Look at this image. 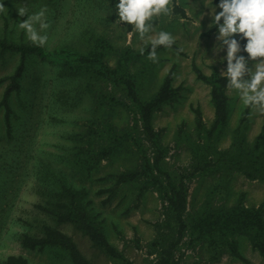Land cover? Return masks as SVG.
<instances>
[{"label": "rangeland", "instance_id": "rangeland-1", "mask_svg": "<svg viewBox=\"0 0 264 264\" xmlns=\"http://www.w3.org/2000/svg\"><path fill=\"white\" fill-rule=\"evenodd\" d=\"M229 7L228 0H0V37L36 41L59 54L26 57L20 89L9 97L10 132L0 108V264L11 254L31 264H73L63 249L22 246L23 234L41 235L44 224L70 235L92 264H121L74 224L55 220L51 211L65 201V184L83 193L91 217L134 264H157L162 249L178 240L163 175L155 171L154 182L141 174L124 184L110 177L141 173L155 148L124 90L94 68H76L79 57L102 60L134 79L146 101L174 69L178 96L154 114L153 126L161 131L162 168L189 186L186 231L175 256L180 264H264L247 235L233 236L245 261L218 227L212 230L221 210L264 201V140H257L264 127V0H257L248 52L233 72L228 67L239 45L222 40L238 28L237 18L206 35ZM162 39L175 40L183 54L145 52ZM19 61L0 50V77L14 73ZM193 63L207 75H230L227 123L214 134L211 85L197 77ZM5 89L0 85V100Z\"/></svg>", "mask_w": 264, "mask_h": 264}, {"label": "trees", "instance_id": "trees-1", "mask_svg": "<svg viewBox=\"0 0 264 264\" xmlns=\"http://www.w3.org/2000/svg\"><path fill=\"white\" fill-rule=\"evenodd\" d=\"M230 3L227 13L217 21L214 28L210 29L206 35L209 36L217 27L228 18L236 15L239 27L235 32L229 33L222 40L223 43H238L239 50L233 56L229 63V71L233 72L241 67L242 59L248 52V47L251 41V32L257 22V0H228ZM175 7V12H179L183 17H186L184 9ZM135 5L131 7L132 14L135 12ZM164 48H171L183 54L180 46L175 40L162 39L150 43L146 48V53L158 52ZM0 50L9 51L20 56V61L14 73L0 77V85L6 84V89L2 99L0 100V108L6 110V122L11 130L10 118L11 113L9 97L14 92L20 89V78L24 72L25 60L29 55L39 57H50L59 55L55 51L50 50L44 44L36 41H21L16 42L6 37H0ZM65 54L67 51H61ZM74 66L78 69L94 68L109 81H112L116 86L124 90L127 97L135 104L143 127V133L155 148V156L153 161L145 156L144 170L141 171H125L119 175H110L116 178L118 184L135 182L141 174L148 175L155 182L158 181L155 171L164 176L167 181V190L165 197L168 204V212L173 215L179 225L178 240L171 243L167 248H163L160 253V258L157 264H180V261L175 256L177 245L182 240L186 231L185 214L188 207V192L189 186L182 179L176 184L170 174L161 166V160L165 156V151L160 146L161 131H157L153 126L154 114L161 110L167 104L174 102L178 96L179 89L174 86V69H170L166 74L158 91L147 101L143 100L137 86V82L129 77L115 73L102 60L90 57H79L74 62ZM193 70L197 77L211 85V101L215 108V119L210 130V134H214L221 129L228 119L229 113V96L228 88L230 84V75L221 74L214 70L211 75L204 73L201 68L193 63ZM197 122L199 127L203 126V116L199 108L195 109ZM112 128V127H111ZM108 132V128L105 129ZM119 137L115 138L118 139ZM258 142L264 140V127L258 136ZM144 191V187L142 188ZM61 195L65 201L57 203L56 209L51 211L55 220L58 223H72L78 229L82 230L93 242L95 246L101 248L111 259L120 262L121 264H134L121 250L110 243L101 227L94 221L81 198L83 193L70 185H64ZM216 227L220 229L217 233L222 234V239L225 240L229 250L238 258L247 261L238 249L237 242L233 239L236 234L247 235L257 250L264 258V201L258 207H248L243 203L237 204L235 207L228 210H221L218 213ZM23 247L30 250L43 251L46 248H58L67 252L73 264H92V262L84 255L75 240L63 230L49 225H42V234L33 235L25 233L21 237ZM3 264H31L28 257L22 254H11Z\"/></svg>", "mask_w": 264, "mask_h": 264}, {"label": "crops", "instance_id": "crops-1", "mask_svg": "<svg viewBox=\"0 0 264 264\" xmlns=\"http://www.w3.org/2000/svg\"><path fill=\"white\" fill-rule=\"evenodd\" d=\"M257 9H258V7H257ZM234 17L237 18L236 15H234V16H232V17H230V18H234ZM230 18H228V19H230ZM228 19H227V20H228ZM225 21H226V20H225ZM225 21H224V22H225ZM237 21H238V19H237ZM238 27H239V22H238ZM237 29H238V28H237ZM237 29H235V31H236ZM235 31H233V32H235ZM231 33H232V32H231ZM227 34H229V33H227ZM231 44H232V43H231ZM234 44L239 45L238 43H234Z\"/></svg>", "mask_w": 264, "mask_h": 264}]
</instances>
